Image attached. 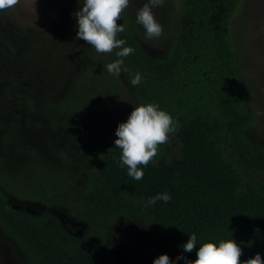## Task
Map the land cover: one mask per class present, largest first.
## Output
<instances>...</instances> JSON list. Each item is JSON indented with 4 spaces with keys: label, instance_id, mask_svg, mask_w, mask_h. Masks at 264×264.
I'll list each match as a JSON object with an SVG mask.
<instances>
[{
    "label": "trees",
    "instance_id": "16d2710c",
    "mask_svg": "<svg viewBox=\"0 0 264 264\" xmlns=\"http://www.w3.org/2000/svg\"><path fill=\"white\" fill-rule=\"evenodd\" d=\"M241 2L164 0L159 9L153 8L163 27V34L153 39L128 7L118 21L125 26L118 38L134 52L123 58L127 70L118 76L106 66L118 59L119 49L97 53L76 38L72 8L64 9L62 20L68 22L43 28L56 48L52 53L42 46V56L34 60L71 75L60 84L63 92L54 98L52 91H38L41 97L29 109L39 111V117L26 123L13 122L17 115L10 116L0 102V230L18 247L25 264H111L108 223L121 217L148 224L152 241L142 258L149 264L160 254L173 264H185L177 257L195 260L201 243L230 238L242 248V261L256 253L264 258V149L249 136L259 121L247 107L239 56L229 34ZM4 17L7 13L0 12L2 60L12 58L22 34L17 23L3 22ZM146 41L159 48L148 50ZM136 73L142 82L133 86ZM12 81L7 89L3 84L2 90L9 91H3L5 100L14 97ZM126 90L132 94L126 96L129 102L156 103L179 125L168 141L177 150L161 145L155 159L142 166L139 181L121 166L120 149H100V129L115 113L100 107H118ZM35 128L40 134L31 140L28 134ZM64 134L76 136L64 146L69 156L50 148ZM43 148L55 157L42 154ZM60 160L77 167L72 170ZM11 193L47 206L76 207L78 211L70 212L86 220L87 229L72 232L59 220L52 224L48 211L18 209L7 201ZM158 193H168L171 200L148 203ZM193 233L196 248L185 252L183 245Z\"/></svg>",
    "mask_w": 264,
    "mask_h": 264
},
{
    "label": "rangeland",
    "instance_id": "374dc122",
    "mask_svg": "<svg viewBox=\"0 0 264 264\" xmlns=\"http://www.w3.org/2000/svg\"><path fill=\"white\" fill-rule=\"evenodd\" d=\"M74 2L75 0H71V2L70 0H35V2L34 0H20L17 6L5 10L8 17H4L3 22L14 21L22 30L20 38L16 40L15 46L12 47V58L9 59L7 57V59L3 60L0 58V77L4 79L0 84V92H2L0 93V98H2L0 102H3L2 104L7 108L6 110L10 116L12 114L17 115L16 117L12 116L11 119L15 123L17 121L19 123H26L28 119L39 117V111L29 109V106L41 97L42 92L47 94V92L52 91V97H59L63 92L60 84L66 80L68 81L71 77L61 67L57 70L53 69L54 71L52 68L46 69L48 67L46 64L44 66L41 61L34 59L42 56L39 53L42 50V46L53 53L56 45L52 44L50 37L44 35L45 30L43 28L58 26L63 24V21L68 22L69 20H62L63 16L66 15L64 9L70 7L74 14L75 9L78 10L83 4ZM142 6V0H130L129 7H132L134 10L133 14L135 17L138 9ZM160 7L155 8L159 9ZM58 32L55 31L56 34ZM229 34L239 56L247 107L254 113H257L259 121L256 127L250 130L249 136L252 141L256 142V145L259 146L261 144L264 149V114L258 115V113H264V0H242L231 21ZM146 43L145 46L150 51L159 48L158 45L151 41H146ZM58 57L59 59L57 58L56 64H59L61 61L59 54ZM10 81L14 83L11 85L14 97L5 100L4 92L8 95L9 91L2 90V87L4 84L7 89ZM27 85L31 88H23V86ZM127 94L132 97V94L130 92L127 93L126 90L124 92L125 99L118 106L120 107L118 110L115 109L118 108L115 105L109 108L106 107V109L100 107L106 113L109 112L108 110L115 112L112 116H107L108 125L102 126L100 129L102 142L100 143V149H119L114 144L116 139L115 129L119 123L127 120L133 107L140 104L136 98H133L129 102L126 99ZM15 99L18 101H15ZM26 100L28 101L26 102ZM105 112L104 114H106ZM59 131L56 128L54 133L58 134ZM34 133L39 135L40 131L36 128L33 131L31 129L28 134L31 140L33 136H36ZM75 133L72 132V134ZM73 138L71 136L67 137L64 134L60 138V141L51 143L50 148L54 149L57 155L64 152L66 156H69V152H67L64 146L66 143H71ZM33 142L37 144L38 140H34ZM166 144L171 143L167 142ZM39 147L41 148L42 146ZM45 149L43 148L42 154L55 157L50 150ZM172 149L177 150L174 145H172ZM60 165L70 166L72 170L77 167L73 164H67L64 160H60ZM6 197L7 201L18 209H24L33 213L48 211L54 217L51 220L52 224L55 223V219L59 220L72 232L83 233L87 229L88 222L70 212L71 210L78 211L76 207L68 205L59 206L56 204L47 206L12 193L7 194ZM107 240L108 246L106 248L109 252L108 258L111 264H149L147 259L142 258V253L152 241V238L148 224L141 218L121 217L112 220L108 223ZM0 264H25L18 247L1 230Z\"/></svg>",
    "mask_w": 264,
    "mask_h": 264
},
{
    "label": "clouds",
    "instance_id": "9594fccd",
    "mask_svg": "<svg viewBox=\"0 0 264 264\" xmlns=\"http://www.w3.org/2000/svg\"><path fill=\"white\" fill-rule=\"evenodd\" d=\"M35 2V0H34ZM20 0H0V12L14 8ZM130 0H83L82 6L74 13L76 17V38L82 39L94 47L97 53L109 54L113 50L118 59L108 63L107 71L119 75L127 69L123 67L125 57L134 52L131 46H125L126 41L118 38L125 31V26L118 23ZM164 0H148L138 9L136 20L146 30L148 39L158 38L163 34L162 25L156 20L153 8L162 6ZM131 84L137 86L142 82L140 73L131 79ZM264 113H258L262 115ZM179 127L172 115L156 103H141L133 107L127 120L118 124L115 129V147L121 150L120 164L127 166V174L134 180L144 176L142 166H147L159 154V147L169 141ZM158 200L165 203L171 200L168 193H158L148 201L155 204ZM197 237L193 233L183 245L185 252L196 248ZM243 250L233 239H222L218 243L208 240L200 244L196 250V259L188 260L185 264H264V258L259 253L247 260H241ZM153 264H173L167 254H160Z\"/></svg>",
    "mask_w": 264,
    "mask_h": 264
}]
</instances>
